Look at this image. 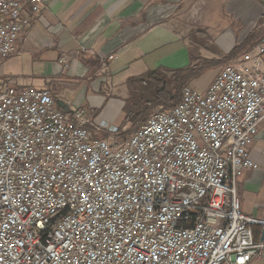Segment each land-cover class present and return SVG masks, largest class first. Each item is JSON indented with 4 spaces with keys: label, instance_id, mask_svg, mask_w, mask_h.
Segmentation results:
<instances>
[{
    "label": "built area",
    "instance_id": "obj_1",
    "mask_svg": "<svg viewBox=\"0 0 264 264\" xmlns=\"http://www.w3.org/2000/svg\"><path fill=\"white\" fill-rule=\"evenodd\" d=\"M43 9L0 0V59L18 52ZM94 117L63 112L46 88L0 91V264L263 257L264 219L242 212L237 183L260 169L248 149L264 122V40L130 136Z\"/></svg>",
    "mask_w": 264,
    "mask_h": 264
},
{
    "label": "crops",
    "instance_id": "obj_2",
    "mask_svg": "<svg viewBox=\"0 0 264 264\" xmlns=\"http://www.w3.org/2000/svg\"><path fill=\"white\" fill-rule=\"evenodd\" d=\"M203 39L207 47L201 46ZM262 40L264 0H44L18 52L0 59L2 70L8 69L0 91L46 88L69 112H92L106 83L121 93L131 78L178 70L182 62L188 64L187 48L194 44L209 66L221 70ZM111 56L116 58L109 61ZM248 152L260 169L239 178L238 197L243 213L264 219V122ZM262 256L252 264H264Z\"/></svg>",
    "mask_w": 264,
    "mask_h": 264
},
{
    "label": "rangeland",
    "instance_id": "obj_3",
    "mask_svg": "<svg viewBox=\"0 0 264 264\" xmlns=\"http://www.w3.org/2000/svg\"><path fill=\"white\" fill-rule=\"evenodd\" d=\"M194 28L191 29V31L193 33H197L198 32V28L197 25L193 23H191ZM199 42L201 43L202 47H207V42L206 39H203L202 41L199 40ZM209 47H212L213 50H215L216 48H214L213 44H209ZM188 49V53H189V59H188V64L184 61L182 62L179 66H177L178 70H185L187 72H189V74L191 75V77L188 80V86L193 88H197L199 91H203L204 89H206L207 87L211 86L214 83V80L216 79L218 73L220 72V70H218V67L215 68L214 66H209L210 64H208L207 60L205 58H202L201 54H202V49L200 46L198 45H193L190 46ZM196 58V62L197 64L194 65V63H192V61ZM219 62V61H218ZM187 64V65H186ZM219 64V63H217ZM226 63H224L225 65ZM174 69H167V72H173ZM8 72V69H6L5 71L2 70V67H0V82L3 83L5 81V79L1 78L3 77L6 73ZM140 78V77H137ZM114 79V78H112ZM106 87L107 90L102 93L101 95H99L101 97V99H99V103L98 106L96 108V114L97 116L94 117V122L96 125L101 124V120H106V122H108V125H113V126H120L125 127L127 126L128 130H127V135L126 136H130L139 125H135L133 123H127L124 124L123 120L125 119V113H124V108L126 103L129 101H134L135 99H131V91H130V84L128 83L127 85V89L128 91H126V89L119 93V92H114L112 91V84L110 83H106ZM187 86V87H188ZM195 88V89H196ZM163 107V106H160ZM160 107H155L154 109H152V111L150 112L152 114V112H154L157 109H160ZM165 108V107H164ZM95 111H92V113L94 115ZM150 116V115H149Z\"/></svg>",
    "mask_w": 264,
    "mask_h": 264
},
{
    "label": "trees",
    "instance_id": "obj_4",
    "mask_svg": "<svg viewBox=\"0 0 264 264\" xmlns=\"http://www.w3.org/2000/svg\"><path fill=\"white\" fill-rule=\"evenodd\" d=\"M190 77L189 72L185 70L167 72L159 69L140 78H131L129 81L131 99L135 100L126 103L123 123L140 126L145 123L155 107L173 108L181 100L182 92L190 87L188 86Z\"/></svg>",
    "mask_w": 264,
    "mask_h": 264
},
{
    "label": "water",
    "instance_id": "obj_5",
    "mask_svg": "<svg viewBox=\"0 0 264 264\" xmlns=\"http://www.w3.org/2000/svg\"><path fill=\"white\" fill-rule=\"evenodd\" d=\"M58 105H59V107H60V109L63 111V112H65V113H71V112H69V110H68V106L63 102V101H58ZM264 238V237H263Z\"/></svg>",
    "mask_w": 264,
    "mask_h": 264
}]
</instances>
